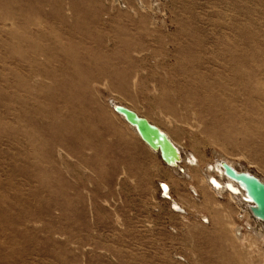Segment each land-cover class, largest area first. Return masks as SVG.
I'll use <instances>...</instances> for the list:
<instances>
[{
  "label": "rangeland",
  "instance_id": "374dc122",
  "mask_svg": "<svg viewBox=\"0 0 264 264\" xmlns=\"http://www.w3.org/2000/svg\"><path fill=\"white\" fill-rule=\"evenodd\" d=\"M112 100L198 167L164 165ZM246 115L264 0H0V264H264V224L203 186L223 158L264 179Z\"/></svg>",
  "mask_w": 264,
  "mask_h": 264
},
{
  "label": "water",
  "instance_id": "95a60500",
  "mask_svg": "<svg viewBox=\"0 0 264 264\" xmlns=\"http://www.w3.org/2000/svg\"><path fill=\"white\" fill-rule=\"evenodd\" d=\"M111 108L136 130L140 139L154 153L159 155L164 165L167 167H177L181 163L180 151L160 128L122 104H111ZM220 165L223 168L224 175L233 179L242 189L244 192L243 198L252 202L250 206L252 216L264 223V181L258 176L244 170L237 172L225 162H221ZM179 171L184 172L182 168H179ZM164 185L160 184L162 195L169 200V197L164 193Z\"/></svg>",
  "mask_w": 264,
  "mask_h": 264
},
{
  "label": "bare ground",
  "instance_id": "6f19581e",
  "mask_svg": "<svg viewBox=\"0 0 264 264\" xmlns=\"http://www.w3.org/2000/svg\"><path fill=\"white\" fill-rule=\"evenodd\" d=\"M111 104H121V103H119L118 101H116V100H112V101H109V106H110V108H111ZM137 113V112H136ZM138 114V113H137ZM117 115V114H116ZM123 122H126L125 120H124V118L122 117V116H119V115H117ZM140 116V115H139ZM247 116V120L249 121V123H253V124H259V125H263L264 126V116H262V117H255V116H252V115H246ZM152 124H154V123H152ZM128 125V127L131 129V131L136 135V137L141 141V142H143L141 139H140V137H139V135L137 134V132H136V130L133 128V127H131L129 124H127ZM155 125V124H154ZM155 126H157V125H155ZM158 127V126H157ZM158 128H160V127H158ZM160 130H162L161 128H160ZM167 136H168V138L173 142V144L177 147V149L180 151V154H181V162L183 161L188 167H198V159L194 156V158H191V157H189V158H187V159H189V160H187L186 158H184L183 156H182V150H181V148H180V146L175 142V141H173V139L170 137V135L166 132V131H164V130H162ZM250 132H254L253 130H249ZM264 135V132L262 133V134H260V135H258V137H262ZM144 143V142H143ZM145 144V143H144ZM146 145V144H145ZM147 146V145H146ZM148 147V146H147ZM148 149L152 152V153H154V151H152V149H150L149 147H148ZM154 154H156V153H154ZM158 155V154H157ZM159 156V155H158ZM231 160H227V159H219L218 161H216L215 163H214V165H210V166H206L207 167V169H209V175H208V177H207V179L205 180V183L203 184V186L204 185H207L208 186V189L210 188L211 189V191H213V192H215L217 195L219 194V195H222L224 192L225 193H227L229 196H230V198L232 199V200H235V202L237 201L239 204L240 203H244L245 205H247V209H248V211L247 212H250V206H251V204H252V202H250V201H247V200H245L246 198H243L244 197V192L242 191V189L239 187V185L233 180V179H230V178H228V177H226L225 175H224V172H223V168L221 167V162H225L227 165H229L230 167H232L235 171H237V172H239V171H241V170H239V169H237L236 167H235V165L232 163V162H230ZM180 164V163H179ZM178 164V165H179ZM212 164V163H211ZM177 165V166H178ZM168 168H170V169H172V170H174V171H176L175 169L177 168V169H179V167H168ZM190 169V168H189ZM188 169V170H189ZM184 170V169H183ZM246 172H248V173H250V174H252L250 171H248V170H245ZM207 172V173H208ZM189 173V172H188ZM206 173V174H207ZM206 177V176H205ZM190 178V177H189ZM201 180H203V179H201ZM263 181H264V179H262ZM202 183V182H201ZM161 184H165V183H161ZM166 186V187H165ZM194 189V188H193ZM192 189V190H193ZM210 189H209V191H210ZM195 191V190H194ZM197 192V191H196ZM164 193H165V195L167 196V195H170V186H169V184H165L164 185ZM212 193V192H211ZM213 194V193H212ZM215 195V194H214ZM169 197V196H168ZM163 198L164 199H167L166 197H164L163 196ZM229 198V197H228ZM229 198V199H230ZM230 199V200H231ZM169 200H171L170 198H169ZM175 202V201H174ZM236 202V203H237ZM173 206H174V209H176V210H180V209H183L182 208V206H180L178 203H176L175 202V205L177 206V208L175 207V205L174 204H172ZM238 205V204H237ZM251 216V215H250ZM254 217V216H253ZM254 220H256V222H258V223H260V224H264L263 222H261L260 220H258L257 218H255L254 217ZM235 228H238V227H235ZM236 230V229H235ZM236 231H238V230H236ZM257 235L260 237V238H263L264 239V231H262V232H260V231H258L257 232ZM256 235V236H257ZM242 236V235H241ZM257 236V237H258ZM239 238V237H238ZM240 239V238H239Z\"/></svg>",
  "mask_w": 264,
  "mask_h": 264
},
{
  "label": "snow or ice",
  "instance_id": "6c2138e0",
  "mask_svg": "<svg viewBox=\"0 0 264 264\" xmlns=\"http://www.w3.org/2000/svg\"><path fill=\"white\" fill-rule=\"evenodd\" d=\"M166 187V186H165Z\"/></svg>",
  "mask_w": 264,
  "mask_h": 264
}]
</instances>
